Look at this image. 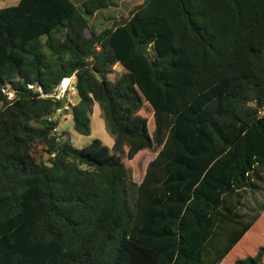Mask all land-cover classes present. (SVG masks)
<instances>
[{
	"label": "trees",
	"instance_id": "16d2710c",
	"mask_svg": "<svg viewBox=\"0 0 264 264\" xmlns=\"http://www.w3.org/2000/svg\"><path fill=\"white\" fill-rule=\"evenodd\" d=\"M108 6L0 8V264H264V204L238 207L264 172V0H139L93 29ZM71 76L76 102L42 95ZM95 104L112 144L75 147L53 116L90 135Z\"/></svg>",
	"mask_w": 264,
	"mask_h": 264
},
{
	"label": "rangeland",
	"instance_id": "374dc122",
	"mask_svg": "<svg viewBox=\"0 0 264 264\" xmlns=\"http://www.w3.org/2000/svg\"><path fill=\"white\" fill-rule=\"evenodd\" d=\"M19 0H0V8L5 6H11L18 3ZM74 1V0H73ZM80 7V1L75 0ZM111 4L108 8L97 11L94 15L89 17V23L93 29H98L104 27L108 18L119 17L120 15L126 13L130 6L133 3L138 2L139 0H110ZM115 73L109 75L110 79H113L114 76L122 71L120 65L116 64L114 66ZM11 96V94H9ZM63 97L71 103L76 102L77 95L74 89L68 88L64 93ZM62 97V98H63ZM56 117L58 118L59 125L57 127L58 132H65L63 137L67 135L70 138L71 143L75 147H81L90 141L91 138L97 137L102 140V142L108 146L111 145L113 139L112 136L107 132L104 121L100 115V110L98 104L94 105L93 113L91 115V134L90 135H81L73 130L72 119L69 114H65L64 111L59 112ZM152 154L144 153L143 165L147 164V161L151 158ZM144 169V168H143ZM263 177L258 181V187L254 192H244L241 202L239 204V209L241 213H250L259 207V205L264 204V172L262 173ZM141 175L136 174L134 176L135 181H139Z\"/></svg>",
	"mask_w": 264,
	"mask_h": 264
},
{
	"label": "built area",
	"instance_id": "2783aa9c",
	"mask_svg": "<svg viewBox=\"0 0 264 264\" xmlns=\"http://www.w3.org/2000/svg\"><path fill=\"white\" fill-rule=\"evenodd\" d=\"M73 81H74V76L63 78L50 94H42V95L52 96L55 98H62L64 93L66 92V90H68V88L74 89ZM30 87H32V86L30 85ZM67 107L68 106H64V108H67ZM59 112H61V110L57 109L53 118H55Z\"/></svg>",
	"mask_w": 264,
	"mask_h": 264
},
{
	"label": "crops",
	"instance_id": "0c3cea01",
	"mask_svg": "<svg viewBox=\"0 0 264 264\" xmlns=\"http://www.w3.org/2000/svg\"><path fill=\"white\" fill-rule=\"evenodd\" d=\"M72 1H73V0H72ZM80 2H81V1H80ZM73 3L76 4V5H78V3H77L75 0L73 1ZM79 4H80V3H79ZM110 4H111V1L109 0V6H110ZM109 6H108V7H109ZM108 7H106V8H108ZM104 9H105V8H104ZM101 10H102V9H101ZM98 11H99V10H98ZM95 13H96V12H95ZM95 13H94V14H95ZM94 14H93V15H94ZM112 18H113V17H112ZM108 19H109V18H108ZM111 144H112V143H111Z\"/></svg>",
	"mask_w": 264,
	"mask_h": 264
}]
</instances>
